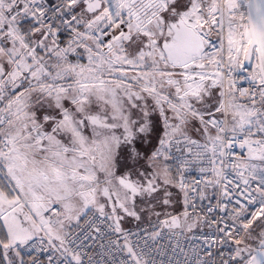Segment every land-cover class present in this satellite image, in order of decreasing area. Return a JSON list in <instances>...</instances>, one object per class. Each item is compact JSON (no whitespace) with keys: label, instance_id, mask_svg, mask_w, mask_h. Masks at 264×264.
<instances>
[{"label":"snow or ice","instance_id":"1","mask_svg":"<svg viewBox=\"0 0 264 264\" xmlns=\"http://www.w3.org/2000/svg\"><path fill=\"white\" fill-rule=\"evenodd\" d=\"M36 253L264 264V0H0V264Z\"/></svg>","mask_w":264,"mask_h":264},{"label":"built area","instance_id":"2","mask_svg":"<svg viewBox=\"0 0 264 264\" xmlns=\"http://www.w3.org/2000/svg\"><path fill=\"white\" fill-rule=\"evenodd\" d=\"M206 195L208 197L207 199L203 201H198V205H203L205 212L207 211V207L210 204L211 205L216 204L217 198H221L223 200V197L221 196V191L218 187L209 186L206 189ZM223 202H227V201L223 200ZM212 218L215 219V217ZM219 235L221 234L216 232L215 226L209 227L207 224H205L201 228L194 229L192 233H186L184 235H179V236H172L171 238L165 235L160 240V244L161 246L166 247L169 252H171V248L173 246L178 244L180 247L185 248L188 252L191 253L193 248H197L198 250L199 248L204 247L203 242L205 237H207L209 240H211L213 237H216L217 247H219V243H218ZM177 251H179V249H177ZM36 254L39 255L42 260H44V264H47L46 256L48 254L46 253H36Z\"/></svg>","mask_w":264,"mask_h":264}]
</instances>
